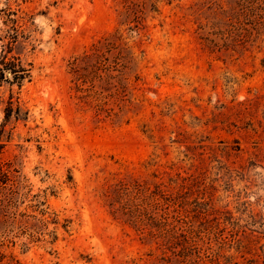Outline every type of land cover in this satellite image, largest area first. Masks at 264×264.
Wrapping results in <instances>:
<instances>
[{
  "label": "rangeland",
  "instance_id": "obj_1",
  "mask_svg": "<svg viewBox=\"0 0 264 264\" xmlns=\"http://www.w3.org/2000/svg\"><path fill=\"white\" fill-rule=\"evenodd\" d=\"M157 187L194 264H264V0H0V264H186L146 235Z\"/></svg>",
  "mask_w": 264,
  "mask_h": 264
},
{
  "label": "trees",
  "instance_id": "obj_2",
  "mask_svg": "<svg viewBox=\"0 0 264 264\" xmlns=\"http://www.w3.org/2000/svg\"><path fill=\"white\" fill-rule=\"evenodd\" d=\"M95 57H99L100 59V56L96 54ZM87 58H90L88 54L83 59ZM99 59L93 65L86 63L84 66L80 65L76 71V89L83 94L82 98L94 103L99 111L107 112L106 97L102 92L95 89V82L103 79L102 73L109 72L110 67H106V63ZM76 65L79 66L78 60ZM19 69H4L1 72V76L4 77L7 70H10L15 76L24 75L23 73L26 70L22 67ZM87 84L89 86L85 88L84 85ZM116 191L119 196L127 197L124 203H120L121 205L118 210L122 211L124 215L133 218L136 222H139L138 218L141 215L142 204L140 201H137L139 199L137 194H141L142 191L138 186L131 187L127 184L120 185ZM179 201L180 198L169 195L158 187L154 191L146 188V235L152 240H157L164 251L167 250L174 256L181 257L182 261L186 264H194L202 258L200 255L201 251L198 249L200 235L190 227L191 223L188 217L190 211L187 209V206L189 207L190 204L185 199L181 200V202ZM158 208L163 212L160 217L154 215V213H157ZM192 209L195 210L196 216L200 219H203L207 214L205 209H201L197 205ZM183 224L188 228L181 229L183 228ZM178 226L181 228H178Z\"/></svg>",
  "mask_w": 264,
  "mask_h": 264
}]
</instances>
